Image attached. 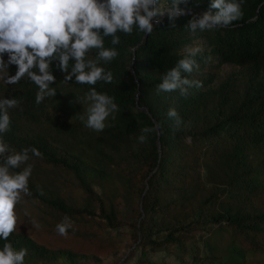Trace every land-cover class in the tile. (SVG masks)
Instances as JSON below:
<instances>
[{"label":"trees","instance_id":"trees-1","mask_svg":"<svg viewBox=\"0 0 264 264\" xmlns=\"http://www.w3.org/2000/svg\"><path fill=\"white\" fill-rule=\"evenodd\" d=\"M211 2L187 0V4L179 7L186 9L188 14L177 18L174 27L168 18L163 19L162 23L154 26V32L146 39L145 34L135 28L131 35L118 32L121 43L115 47L119 55L110 63L101 62L99 65L113 73L114 79L110 84L102 81L94 86L77 84L74 78L67 82L56 63L51 66L52 73L60 76L68 86L85 91L95 87L98 92L114 97L120 112L130 114L120 131L134 142V147L125 149L129 166L119 168L126 181V193L132 199L129 221L120 207L119 198L123 194L120 186L110 192H96L83 179L75 164L57 158L44 146L22 135L24 130L39 129L45 122L60 127L70 124L76 126L77 123L52 109L46 98L37 104L35 97L39 89L26 76L15 85H6L0 80V100L14 97L20 102L19 107L9 110L12 123L10 131L3 135L4 140L15 151L30 147L39 149L42 158L29 153L31 159L27 164H31L33 169L38 168L40 178L47 169L71 171L84 197V203L71 202L62 195L53 194L42 178L38 175L34 178L32 174L29 179L31 195L22 194V200L16 206V231L8 241L16 250L27 248L44 264H54L58 260L73 263L84 258L102 261L133 245L139 247L144 255L158 248L169 249L190 239L198 227L211 225L222 229L232 243L246 251H264V211L255 214L224 212L212 215L205 222L188 220L166 225L163 230L157 227L158 217L173 209L172 203L162 201L161 194L168 186H182L187 172L192 169L186 167L181 171L179 166L178 170L170 168L173 160L161 154L158 142L161 147L172 142L167 139L178 140L182 144L184 136L180 135V127L193 119L204 106L206 93L201 89L214 81V72L223 64L246 66L250 70L247 91L224 120L204 127L195 134L196 137L210 148V161L214 165H228L229 169L233 167V176L240 178L246 177L250 171L245 158L246 148L264 143V0H243V17L235 22L234 27L197 31L193 35L185 26L189 20L194 17L198 19L209 11ZM211 11L214 14L217 10ZM111 39L110 36L105 37V47H113ZM192 40H197L203 51L195 57L199 70L188 78L201 81L203 86L191 89L186 98L176 93V105L172 108L177 110L183 121L177 129L175 122L166 115L168 109H141L143 105L137 99V85L150 79L161 83L166 72L186 55L180 49ZM96 54L97 50L92 49L90 55L96 58ZM4 59L7 60V55ZM73 62L70 61L69 71ZM129 65L136 73V82H129L125 78ZM16 71L15 65L9 67V75H15ZM145 127H156L157 130L148 134L147 142L140 143L138 138ZM179 157L175 159H181ZM27 164L12 171H22ZM65 217L70 218L72 227L67 236H61L56 225L64 221ZM119 230L125 231L123 236L114 234ZM159 233L163 235L159 236ZM4 243L6 241L0 239V250Z\"/></svg>","mask_w":264,"mask_h":264},{"label":"rangeland","instance_id":"rangeland-1","mask_svg":"<svg viewBox=\"0 0 264 264\" xmlns=\"http://www.w3.org/2000/svg\"><path fill=\"white\" fill-rule=\"evenodd\" d=\"M170 3L171 0H161V7L170 6ZM165 18L167 16L163 19ZM200 45L197 40H192L180 50L185 52L186 47ZM88 57L95 59L90 54ZM135 74L133 67L127 66L126 80L136 82ZM53 75L56 77V83L51 87L55 88L57 94L46 99L52 109L63 113L77 125L60 127L45 122L43 127L26 129L22 135L44 146L57 158L75 164L83 179L90 183L96 192H110L120 186L123 191L119 198L120 207L126 219L131 220L132 199L126 193V181L119 169L129 166L125 149L134 147V142L120 131L130 114L120 111L113 113L107 121L112 126L103 132L87 128L79 117L86 114V109L89 107L85 99L88 91L70 87L60 76ZM214 75V81L201 89L206 93L204 106L197 111L193 119L180 127V135L184 136L182 144H179L178 140L167 139L172 142H168L166 147L165 145L161 147L158 142L161 154L173 160L170 168L173 167V170L180 168L183 171L186 167H192L187 172L182 186H168L161 194L162 201L172 203L173 209L158 217L159 230L176 222L188 220L205 222L218 213L255 214L264 211V143L246 148L245 158L250 171L246 177L240 178L233 176V167L229 169L228 165H214L210 161V148L200 142L199 137L195 135L204 127L224 120L229 110L244 98L250 70L246 66L225 63L214 72ZM158 85L157 81L151 79L142 85L140 83L137 85L136 95L143 105L141 109L148 111L147 108L150 107L154 110H167L176 105L175 95L178 91L158 92ZM177 156L181 159H175ZM32 174L34 178L37 175L40 178L38 168H34ZM41 178L53 194L62 195L71 202L84 203L82 188L71 171L47 169L42 173ZM245 178L248 180H241ZM124 232L119 230L114 234L123 236ZM162 235L163 233H159V236ZM115 261L117 264H264V251H246L232 243L219 227L203 225L192 233L190 239L169 249L158 248L144 255L139 247L133 245L130 249L102 261L84 258L73 263L58 260L54 264H111ZM25 264L44 263L28 251Z\"/></svg>","mask_w":264,"mask_h":264},{"label":"clouds","instance_id":"clouds-1","mask_svg":"<svg viewBox=\"0 0 264 264\" xmlns=\"http://www.w3.org/2000/svg\"><path fill=\"white\" fill-rule=\"evenodd\" d=\"M242 3L243 0H212L210 10L198 19L189 20L185 28L195 35L197 31L234 27L243 17ZM181 4H187V0H171L170 6L163 8L161 0H0V80L15 85L26 76L39 89L37 104L57 94L51 87L56 83L51 68L54 62L67 82L74 78L77 84L94 86L98 81L110 84L113 73L99 65L110 63L119 55L115 46L121 40L117 33L131 35L135 28L145 36L151 35L165 16L174 27L177 18L188 14L179 7ZM211 9L217 11L213 14ZM109 36L113 47H105L104 39ZM92 49L97 50L96 58L87 59ZM202 51L200 46L186 47V55L161 78L157 91H178L186 98L191 89L201 88V81L188 77L199 70L195 57ZM70 61H74L71 71ZM12 65L17 68L15 75H9ZM85 99L89 107L79 117L85 126L96 132L111 127L107 121L119 111L114 97L92 87ZM19 106L14 97L0 100V239L6 241L0 250V264H25L28 249L17 251L8 241L17 227L16 206L22 194L31 195L29 179L33 166L27 164L31 159L29 153L37 158L43 156L35 147L15 151L3 138L11 128L9 110ZM166 115L177 129L183 123L175 108H169ZM156 130V127L143 128L139 142H147L148 134ZM22 164H27L22 171H12ZM69 221L65 217L56 225L59 235H68L72 227Z\"/></svg>","mask_w":264,"mask_h":264},{"label":"water","instance_id":"water-1","mask_svg":"<svg viewBox=\"0 0 264 264\" xmlns=\"http://www.w3.org/2000/svg\"><path fill=\"white\" fill-rule=\"evenodd\" d=\"M145 39H146V36H145Z\"/></svg>","mask_w":264,"mask_h":264}]
</instances>
